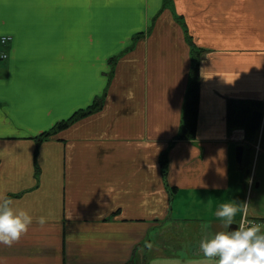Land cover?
I'll return each mask as SVG.
<instances>
[{"label": "crops", "instance_id": "1", "mask_svg": "<svg viewBox=\"0 0 264 264\" xmlns=\"http://www.w3.org/2000/svg\"><path fill=\"white\" fill-rule=\"evenodd\" d=\"M2 35L0 195L34 220L0 244V264H216L200 245L226 227L216 211L228 199L234 222L264 229V191L251 208L264 114L252 179L236 160L245 130L227 123L230 97L260 99L264 113V0H4ZM190 41L197 134L177 139Z\"/></svg>", "mask_w": 264, "mask_h": 264}, {"label": "clouds", "instance_id": "2", "mask_svg": "<svg viewBox=\"0 0 264 264\" xmlns=\"http://www.w3.org/2000/svg\"><path fill=\"white\" fill-rule=\"evenodd\" d=\"M241 210L236 200L220 203L216 216L226 227L201 241V248L208 258H216V264H264V229L259 224L239 223L230 228ZM41 224L46 217L40 215ZM34 216L31 210L17 203L13 197L0 195V244L11 246L28 232Z\"/></svg>", "mask_w": 264, "mask_h": 264}, {"label": "trees", "instance_id": "3", "mask_svg": "<svg viewBox=\"0 0 264 264\" xmlns=\"http://www.w3.org/2000/svg\"><path fill=\"white\" fill-rule=\"evenodd\" d=\"M197 47H192L194 52V62L190 74V82L188 85L184 107H183V120L181 130L176 137L177 139H193L197 134V124H198V115L200 108L201 100V73H200V52ZM103 103V96L97 97L95 102L89 106V108L78 111L68 120L61 121L57 124L51 131L43 134L44 136L49 135L58 128H61L65 125H68L70 122L75 120L78 117H81L85 114L94 112L98 110ZM262 108V101L256 98H235L230 97L227 100V123L229 129L235 128H244L246 133V138L252 141H255L257 138V130H254L251 127V118L252 113L256 109ZM253 148L251 147L248 155H251L250 163L247 165L246 160L241 165V168L246 171L251 168L252 158H253ZM247 157V155H246ZM247 159V158H246ZM168 163L169 157L168 152L165 150L161 155V166L163 176L166 178L168 174ZM248 177L249 174H246Z\"/></svg>", "mask_w": 264, "mask_h": 264}, {"label": "rangeland", "instance_id": "4", "mask_svg": "<svg viewBox=\"0 0 264 264\" xmlns=\"http://www.w3.org/2000/svg\"><path fill=\"white\" fill-rule=\"evenodd\" d=\"M140 36H141V34H140ZM139 36V37H140ZM138 37V38H139ZM137 39V38H136ZM190 43H191V46H194V47H197V46H195L191 41H190ZM198 48V47H197ZM193 51V50H192ZM116 59H113L112 61H111V63H114V61H115ZM112 69V68H111ZM191 74V73H190ZM244 129V128H243ZM245 130V129H244ZM247 139V138H246ZM252 142H254V141H252V140H249V139H247V143H246V145H244L245 146V153H244V161L246 162V164L248 165L251 161H250V159H251V155L249 156L248 155V152H249V150H250V148H251V145H252ZM246 155H247V157H246ZM247 158V159H246ZM264 155H263V157L261 158V160H260V165H259V168L257 169V171H255V174H256V182H255V185H254V188H253V190H254V194H253V196H252V201H251V208L253 207V202L255 201V194L257 193V192H263L264 191ZM243 161V162H244ZM262 167V168H261ZM253 170H255V166H254V169ZM252 175L254 176V173L252 172ZM260 179H262V181H263V184H262V186L261 187H259V188H256V184H257V182L260 180ZM246 217V216H245ZM244 217V218H245ZM250 220H249V218H245V219H243L241 222H243V223H245V224H250V222H249Z\"/></svg>", "mask_w": 264, "mask_h": 264}, {"label": "water", "instance_id": "5", "mask_svg": "<svg viewBox=\"0 0 264 264\" xmlns=\"http://www.w3.org/2000/svg\"><path fill=\"white\" fill-rule=\"evenodd\" d=\"M262 120H263V111L261 109L254 110L252 113V118H251V127L254 130H259L262 125ZM244 153H245V146L243 144H239L236 147V160L239 164L243 163ZM237 226H238V223L233 222V224L230 225L229 227L233 228Z\"/></svg>", "mask_w": 264, "mask_h": 264}, {"label": "built area", "instance_id": "6", "mask_svg": "<svg viewBox=\"0 0 264 264\" xmlns=\"http://www.w3.org/2000/svg\"><path fill=\"white\" fill-rule=\"evenodd\" d=\"M11 39L12 36L10 35L0 36V47H2L0 48V60L8 57V52L5 49H3V47L6 46L9 43V41H11Z\"/></svg>", "mask_w": 264, "mask_h": 264}, {"label": "snow or ice", "instance_id": "7", "mask_svg": "<svg viewBox=\"0 0 264 264\" xmlns=\"http://www.w3.org/2000/svg\"><path fill=\"white\" fill-rule=\"evenodd\" d=\"M4 0H0V7H2Z\"/></svg>", "mask_w": 264, "mask_h": 264}]
</instances>
